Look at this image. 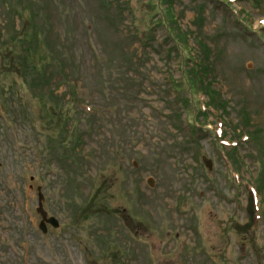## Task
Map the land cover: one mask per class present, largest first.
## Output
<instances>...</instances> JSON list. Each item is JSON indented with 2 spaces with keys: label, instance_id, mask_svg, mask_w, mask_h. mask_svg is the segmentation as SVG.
<instances>
[{
  "label": "rangeland",
  "instance_id": "374dc122",
  "mask_svg": "<svg viewBox=\"0 0 264 264\" xmlns=\"http://www.w3.org/2000/svg\"><path fill=\"white\" fill-rule=\"evenodd\" d=\"M229 1L0 0V264H264V0Z\"/></svg>",
  "mask_w": 264,
  "mask_h": 264
},
{
  "label": "trees",
  "instance_id": "16d2710c",
  "mask_svg": "<svg viewBox=\"0 0 264 264\" xmlns=\"http://www.w3.org/2000/svg\"><path fill=\"white\" fill-rule=\"evenodd\" d=\"M225 2H226V4H231V2L229 1V0H224ZM153 30H156V27H153ZM137 33H139V31L137 32ZM34 38H36V32H33V34H31ZM137 36H138V34H136ZM148 37H150V38H152L151 40H154V41H156L155 40V38L154 37H152V35L151 34H148ZM149 41V40H148ZM173 41H175L176 43H177V41L176 40H173ZM40 43L41 44H39V45H44V41L43 40H40ZM143 43V42H142ZM146 47L147 46H151V41H149V42H146V43H143ZM152 47H153V44H152ZM177 47H178V45H177ZM183 46H180L179 47V51L181 52V54H183ZM193 49V47H190V49L189 50H192ZM22 51H24V49L22 50ZM190 53H192V52H190ZM186 55V54H185ZM192 55V54H191ZM187 56V55H186ZM21 57H22V61H23V64L26 66V68L28 69V70H30V71H33V72H35V73H40V74H42L47 68H46V65L48 64V63H35L34 61H33V58H36L37 57V51H35L34 49H31V48H28V52H27V56L26 57H24L22 54H21ZM46 60H48V61H51V60H53L54 59V57L51 59V60H49L48 59V57H46L45 58ZM187 59H190V60H192V66H191V68H189V70H188V73H194V72H204L205 73V71H204V69L203 68H201V65H200V62H198L197 60H196V58H193V57H191V58H187ZM202 61V60H201ZM201 68V69H200ZM205 69H207V66H206V68ZM46 72V71H45ZM194 75H196V74H194ZM54 110H55V108L54 107H52L51 108V111H53L54 112ZM201 111L202 112H204V110L203 109H201ZM6 115L5 114V110H3V109H0V115ZM6 122L7 123H10L11 121L9 120L8 121V118H6Z\"/></svg>",
  "mask_w": 264,
  "mask_h": 264
},
{
  "label": "water",
  "instance_id": "95a60500",
  "mask_svg": "<svg viewBox=\"0 0 264 264\" xmlns=\"http://www.w3.org/2000/svg\"><path fill=\"white\" fill-rule=\"evenodd\" d=\"M203 160H204V162H205L208 166L211 167V161H208L206 158H204ZM249 212H250L251 215H254V212H255V210H254V199H253L252 196H251V198H250ZM49 223H50L51 225H53L55 228H58V227L60 226V222H59V220H58L56 217H54V216H52V217L49 218ZM40 227L42 228V230H43L44 232H47V225H46V222H42L41 225H40Z\"/></svg>",
  "mask_w": 264,
  "mask_h": 264
}]
</instances>
